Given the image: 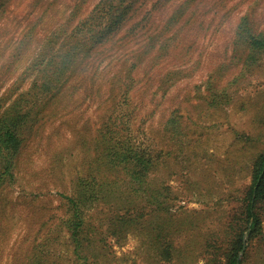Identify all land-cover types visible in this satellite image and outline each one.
<instances>
[{
	"label": "rangeland",
	"instance_id": "1",
	"mask_svg": "<svg viewBox=\"0 0 264 264\" xmlns=\"http://www.w3.org/2000/svg\"><path fill=\"white\" fill-rule=\"evenodd\" d=\"M261 33L264 0H0V117L18 142L0 155V264H229L240 234L236 264H264V198L254 227L245 213ZM120 140L155 158L141 187L107 167ZM99 165L106 196L74 227L65 195Z\"/></svg>",
	"mask_w": 264,
	"mask_h": 264
},
{
	"label": "trees",
	"instance_id": "2",
	"mask_svg": "<svg viewBox=\"0 0 264 264\" xmlns=\"http://www.w3.org/2000/svg\"><path fill=\"white\" fill-rule=\"evenodd\" d=\"M117 6L114 8L113 14L118 12ZM121 15L120 13L115 18L114 24H106L104 31L101 33V37L103 33L110 34L112 31L116 29V25ZM249 54L247 56V60L251 61L257 58V55L264 53V34L252 35L249 37ZM249 70V67H247ZM8 117L3 114L0 117V155L3 157H7L9 155L10 148L13 149L17 147L18 142L15 135V132L10 129L11 126L15 125L16 123L7 119ZM4 130V131H3ZM108 147H106L107 149ZM103 156L106 157V164L107 167H119V170L128 174L130 177V181H139L138 185L141 187V181L143 179H147L150 173L153 172V168H155V158H153L152 152L147 149L146 146L142 144H134L129 143L127 146L122 145L121 140L118 144H113V147L107 149V153H103ZM100 161L101 159L98 158ZM92 170L90 171V175L87 177H82L80 179L79 185L73 194L65 195L67 200L69 209H70V220L76 221L74 227H78L80 222L78 217L80 216V208L83 202L89 201L91 199H96L105 197L106 195L103 194L101 197L97 196L99 191L102 192L101 182L100 180H104L106 176L104 174H100V165L99 167H91ZM7 170L5 166L1 173H4ZM118 170V169H117ZM98 175H94V174ZM253 183L249 188L248 195L245 198L246 200V220L247 223L251 220L250 228L254 227L259 222V216L255 211L256 203L264 198V153H261L255 161L254 164V171H253ZM2 177V175H0ZM99 179V188H98V179ZM134 190V194L136 196H141L144 198V192H140V190ZM100 192V193H101ZM97 198V199H98ZM150 201H153V198L150 197ZM131 203V201H130ZM130 214V208H126V213H123L120 217H124ZM238 247L234 249L233 252L230 254L228 259L229 264H236L238 262L239 251L243 246V238L242 234L239 235L237 239Z\"/></svg>",
	"mask_w": 264,
	"mask_h": 264
}]
</instances>
